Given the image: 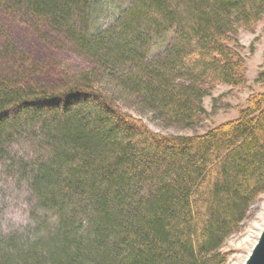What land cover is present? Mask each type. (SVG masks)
<instances>
[{"label":"trees","instance_id":"16d2710c","mask_svg":"<svg viewBox=\"0 0 264 264\" xmlns=\"http://www.w3.org/2000/svg\"><path fill=\"white\" fill-rule=\"evenodd\" d=\"M263 18L264 0H0V264H226L264 194V93L182 136L107 88L194 129L215 85L245 84L236 37ZM12 22L45 57L16 43Z\"/></svg>","mask_w":264,"mask_h":264},{"label":"rangeland","instance_id":"374dc122","mask_svg":"<svg viewBox=\"0 0 264 264\" xmlns=\"http://www.w3.org/2000/svg\"><path fill=\"white\" fill-rule=\"evenodd\" d=\"M10 25L12 29H9L19 46L31 49L35 59H38V54H40L39 57H45L39 51L38 44L33 42L35 37L30 30L20 27L14 22ZM236 40L242 47L241 55L245 60L246 82L242 87L238 88L225 84L215 85L211 94L203 100L207 113L202 118L200 124L194 129L182 130L176 127H166L152 113L147 111L141 112L135 105L134 100L124 99V97L118 94L117 90H113L112 86H108L107 89L113 91L118 103L125 112L141 119L150 129L157 133L182 136L204 135L220 125L238 119L240 112L248 106L249 100L264 93V79L260 76L261 73H264V18L252 29L239 30ZM47 47V45H44L45 49ZM47 53L48 56L46 58H57V61L59 60L68 69H87V63L73 54L57 52L54 49H48ZM54 67L57 69L56 66ZM57 71L62 70L58 68ZM57 71H46L45 77L47 80L52 81L56 79L55 75ZM263 230L264 194L251 207L247 217L240 226V230L226 240L222 249L229 256L226 264H245Z\"/></svg>","mask_w":264,"mask_h":264},{"label":"water","instance_id":"95a60500","mask_svg":"<svg viewBox=\"0 0 264 264\" xmlns=\"http://www.w3.org/2000/svg\"><path fill=\"white\" fill-rule=\"evenodd\" d=\"M245 264H264V230Z\"/></svg>","mask_w":264,"mask_h":264}]
</instances>
